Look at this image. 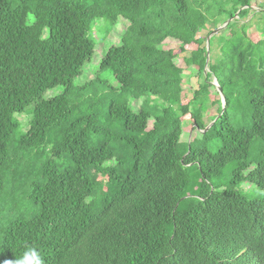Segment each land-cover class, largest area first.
I'll return each instance as SVG.
<instances>
[{"label": "trees", "instance_id": "1", "mask_svg": "<svg viewBox=\"0 0 264 264\" xmlns=\"http://www.w3.org/2000/svg\"><path fill=\"white\" fill-rule=\"evenodd\" d=\"M251 1L220 16L233 21L205 75L217 27L201 0H0V264L30 247L44 264H264V198L239 190L264 185V5ZM252 13L259 41L241 23ZM96 19L119 42L88 81ZM200 32L183 104L184 69L162 48ZM213 79L226 106L215 88L206 123ZM186 117L200 132L217 121L183 142Z\"/></svg>", "mask_w": 264, "mask_h": 264}, {"label": "rangeland", "instance_id": "2", "mask_svg": "<svg viewBox=\"0 0 264 264\" xmlns=\"http://www.w3.org/2000/svg\"><path fill=\"white\" fill-rule=\"evenodd\" d=\"M202 6H203V10L204 12L211 18L216 19L214 21V24L216 25L217 28H220L223 26L222 21L223 18H220V16H224L225 18L230 14L234 4H238V0H201ZM249 0H243L244 3H247ZM263 4L264 5V0H252L250 3L251 9L259 11V13L261 12V9L257 8L258 4ZM248 7H244L241 10H245ZM221 14V15H220ZM258 14V13H257ZM256 14H249L241 23H245L248 24L250 21H252V25H250V27L248 28L249 32V36L252 40H257L259 41V38L256 35V32L254 31V28L257 27V17L255 16ZM238 18V14L236 16ZM96 23H94V38H95V42L97 45V49L95 51L94 57L91 60V64L86 68V75H88V81L92 80L94 77L91 74H94L95 70L97 69L99 63H100V59L103 57V55L109 50V48L112 45H117V43L119 42V32L117 31H113L112 33H110L107 36V39H105V33H107L109 31V24L103 20H99L96 19L95 20ZM228 21V20H227ZM226 21V22H227ZM232 22V21H231ZM121 28L118 30L120 31ZM226 29H223L222 32H224ZM110 32V31H109ZM118 33V34H117ZM207 35V33L205 32H200L198 34V41L191 46H187L185 48H181L180 44L173 41V40H167L162 48V51L165 54H177L178 58L175 60V65L182 67L184 69V73H185V80H184V101L183 104H186L189 100L192 99V93L194 92V90H196L198 88L199 82H198V76L197 73L194 69H187L184 66L183 63V59L187 58L189 56H191V54L197 52L198 47L200 45H204L203 40L205 38V36ZM225 36H233L234 35V31H227L225 34ZM109 41V42H108ZM206 45V43H205ZM132 67L136 68V64L132 63L131 64ZM135 69V73H136ZM90 74V75H89ZM130 74V73H129ZM128 74V76L130 77L131 81L130 83H137V79L135 76H132L133 74H131V76ZM83 81H85L84 79H82ZM214 83V79L212 80ZM110 85H112L113 87L116 86L115 82L113 80L110 81ZM211 87L208 89V93L210 94V101L215 103L214 107H211L208 110V116H205V122L209 123V118L213 117L216 115V112L218 110V107L220 105V102H217V93L215 91V88L212 85H210ZM63 89L62 88H57L54 89L52 91H49L46 95L49 96L51 94H56L61 92ZM222 102V100H221ZM22 119V118H21ZM184 135L182 137V141H193L196 138H199V133L201 134V132L199 131H195L193 130L194 128L192 127V123L189 117L184 118ZM147 163L143 162V161H139L138 166H137V173L139 175H142L145 173V167H146ZM142 168H144V170H142ZM129 186V183L127 181H120L118 182V187H119V192L118 195H121L122 193H124L127 190V187ZM239 190L241 192H243L248 198L250 199H262L264 198V185L261 188H256L250 184H242L241 187L239 188ZM112 199V197H107L104 201L108 202ZM103 203L99 206H95V207H91L90 211L86 214V219H89L90 217H92V215L100 209V207H102Z\"/></svg>", "mask_w": 264, "mask_h": 264}, {"label": "water", "instance_id": "3", "mask_svg": "<svg viewBox=\"0 0 264 264\" xmlns=\"http://www.w3.org/2000/svg\"><path fill=\"white\" fill-rule=\"evenodd\" d=\"M231 21H233V19H229V20H228V21H227L222 27L217 28L212 34H210V35L207 37V40H206V47H207V61H206L205 71H204L205 75H207V73H208V63H209V60H210V40H211V38H212L214 35L218 34L221 30H223L224 28H226V27L231 23ZM212 84H213L214 87L218 88L219 93H220V95H221V97H222V113H223V112L225 111V106H226V104H225V97H224L223 94H222V90L220 89V86H219V83H218L217 79H214V83H212ZM216 121H217V119H216L214 122H212L210 125H208L207 128H206L204 131H201V133L204 134V133L208 132L209 129L213 126V124H214Z\"/></svg>", "mask_w": 264, "mask_h": 264}, {"label": "clouds", "instance_id": "4", "mask_svg": "<svg viewBox=\"0 0 264 264\" xmlns=\"http://www.w3.org/2000/svg\"><path fill=\"white\" fill-rule=\"evenodd\" d=\"M14 264H44V260L37 248L30 247L23 252L22 256Z\"/></svg>", "mask_w": 264, "mask_h": 264}]
</instances>
